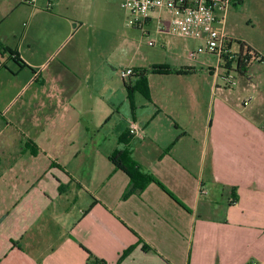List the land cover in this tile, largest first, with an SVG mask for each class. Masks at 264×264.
<instances>
[{
    "label": "crops",
    "instance_id": "0c3cea01",
    "mask_svg": "<svg viewBox=\"0 0 264 264\" xmlns=\"http://www.w3.org/2000/svg\"><path fill=\"white\" fill-rule=\"evenodd\" d=\"M123 2L0 0V264H264L255 65L193 60L167 22L147 43ZM125 69L148 71L134 109ZM123 150L156 180L128 199Z\"/></svg>",
    "mask_w": 264,
    "mask_h": 264
},
{
    "label": "built area",
    "instance_id": "2783aa9c",
    "mask_svg": "<svg viewBox=\"0 0 264 264\" xmlns=\"http://www.w3.org/2000/svg\"><path fill=\"white\" fill-rule=\"evenodd\" d=\"M25 2L28 5H34L37 0H25ZM236 2L237 0H124L122 8L130 16L129 26L136 28L143 34L147 33L150 14L166 8L169 11L167 20L163 22L161 15L157 16L159 30H163L167 22L177 36L204 41L203 45L190 53L191 59L195 60L201 54H209L216 57L220 64L237 70L240 48L238 52H234L232 39L219 30L224 18L220 20L217 17L218 14L225 17ZM260 61L261 57L256 60V62ZM234 63H236L235 68L233 67ZM132 74V69L121 71V77L124 80ZM233 80L234 77L229 74L228 83H232ZM251 101V97L245 100L244 106H248ZM139 132L137 124L132 123L129 133L135 135Z\"/></svg>",
    "mask_w": 264,
    "mask_h": 264
},
{
    "label": "rangeland",
    "instance_id": "374dc122",
    "mask_svg": "<svg viewBox=\"0 0 264 264\" xmlns=\"http://www.w3.org/2000/svg\"><path fill=\"white\" fill-rule=\"evenodd\" d=\"M159 14L163 22L169 17V11L166 8L154 12L152 15L153 23L149 29L151 36L147 37L144 35V40L147 43L155 41V46L161 45L155 37L157 32H161L157 18ZM217 17L220 20L224 18L223 24L219 26L220 32L226 33L236 40L235 42L233 41L234 52L239 51V43L245 42L259 53L261 61L253 63V66H255L253 67L252 75L255 76V83L261 84V87L264 88V0H241L240 5L232 7L225 17L222 14H218ZM205 56H208L207 58L212 65L217 66L218 60L214 56L208 54ZM235 66L236 63L233 64L234 68ZM128 250L120 254L118 263L125 259V253ZM101 261L107 264L104 260Z\"/></svg>",
    "mask_w": 264,
    "mask_h": 264
},
{
    "label": "trees",
    "instance_id": "16d2710c",
    "mask_svg": "<svg viewBox=\"0 0 264 264\" xmlns=\"http://www.w3.org/2000/svg\"><path fill=\"white\" fill-rule=\"evenodd\" d=\"M7 51L13 59L16 58L15 53L9 50ZM238 56H239V61H238V66H237L236 71L240 75H243V76L249 73L251 69V65L255 63L257 59L260 58L259 53L254 51L246 43H240V51H239ZM153 72L158 73V74L173 73L172 70L166 67L154 68ZM147 75H148L147 70H138L136 72L133 71V74L129 77V80L125 82V88L127 91L128 99L130 100L133 109H134L133 101H134L135 94L137 93L141 94L146 99L150 100V89H149ZM134 77H135V80H133ZM28 146L31 147L32 144L28 143ZM33 152H35V150H33ZM112 162L117 168H119L124 173H126L128 177L130 178V185L125 192L124 199H128L133 194L142 192L149 184L156 183V180L151 175L143 172L141 167L132 160L130 153L125 150L115 153L114 156L112 157ZM133 249H134L133 247L130 248L125 253V257L130 255ZM88 261H89V264H104L103 261L94 257L92 254H89Z\"/></svg>",
    "mask_w": 264,
    "mask_h": 264
}]
</instances>
